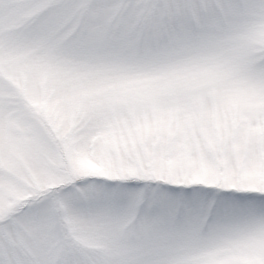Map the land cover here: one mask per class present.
<instances>
[{
  "label": "snow or ice",
  "instance_id": "1",
  "mask_svg": "<svg viewBox=\"0 0 264 264\" xmlns=\"http://www.w3.org/2000/svg\"><path fill=\"white\" fill-rule=\"evenodd\" d=\"M0 264H264V0H0Z\"/></svg>",
  "mask_w": 264,
  "mask_h": 264
}]
</instances>
